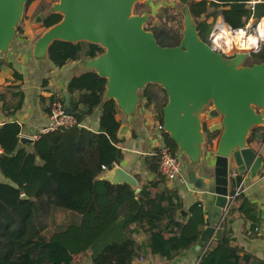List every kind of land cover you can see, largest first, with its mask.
<instances>
[{
    "label": "trees",
    "instance_id": "1",
    "mask_svg": "<svg viewBox=\"0 0 264 264\" xmlns=\"http://www.w3.org/2000/svg\"><path fill=\"white\" fill-rule=\"evenodd\" d=\"M33 1L27 0L25 8ZM208 8L204 18L194 15L199 37L207 43L218 17L226 26L242 28L249 19L255 23L264 16V0L256 2L252 9L244 1H209ZM61 18L60 13L51 12L41 24L48 28ZM144 29L151 31L161 46L178 45L182 30L177 7H163L159 15L145 23ZM218 34L217 39L226 37ZM249 36L256 47L258 34ZM103 51L99 44L88 41L55 40L48 47V59L61 67L81 57L94 58ZM261 62L264 43L250 52L244 64ZM6 65L12 67L10 63ZM14 76L22 78L16 71ZM105 84L106 78L86 70L72 75L64 86L77 123L98 112L97 130L76 125L47 132L34 141V149L29 152L18 147L21 127L16 121L0 124V174L6 179L0 181V264H82L84 256L91 264H133V260L148 253L170 262L196 244L207 224L202 203L194 201L187 206L186 221L177 219L184 204L178 187L169 188L159 171L158 146L144 158L146 173L152 177L143 180L140 173L132 174L139 192L127 183H112L102 177L124 159L119 148L122 140L116 137L120 125L115 118L116 103L113 99L103 100ZM152 88L158 91L157 97ZM7 91L8 87L0 90V102L3 101L2 109L12 107L11 114L23 104V93L12 91L8 101ZM59 97H47L48 114L50 104ZM140 98L144 108H153L155 120L162 127L165 90L147 84ZM59 99L64 102V96ZM204 130L210 137L220 133H210L206 127ZM253 138L252 133L250 139ZM160 140L175 154L177 145L168 133L161 131ZM232 204L220 223V238L198 256L196 264H264V257L240 246L229 228L232 214L238 210L250 222V235L254 236L260 219L253 205L242 194L236 195ZM136 234L146 235L145 242L138 243L133 237Z\"/></svg>",
    "mask_w": 264,
    "mask_h": 264
},
{
    "label": "water",
    "instance_id": "2",
    "mask_svg": "<svg viewBox=\"0 0 264 264\" xmlns=\"http://www.w3.org/2000/svg\"><path fill=\"white\" fill-rule=\"evenodd\" d=\"M26 1L0 0V52L12 44ZM145 1L59 0L53 10H46L36 18L41 21L51 12L62 15L58 23L38 37L34 54L48 57V47L55 40L99 44L104 51L84 60L89 62L88 68L106 78L103 100L113 99L126 116L137 112L139 92L147 84L162 87L167 95L162 108V131L176 143L175 154L182 163L184 156L192 165L201 162L206 119L219 118L206 128L210 133L220 131V136L210 173L204 167L202 171L212 182L218 205L224 208L234 178L232 172L257 180L263 168V159L249 145L248 138L262 122L264 62L245 65L250 55L246 52L224 58L199 37L194 18L187 9L179 44L159 45L152 32L144 29L146 12L131 15L133 4ZM64 111L73 114L68 93L64 94ZM253 135L259 139V133ZM116 137L122 141L131 139L132 126L120 124ZM109 174L105 178L110 182L127 183L135 187L136 193L140 191L135 177L122 167L115 166ZM188 181L189 188L205 187L203 177H196L194 171L188 174ZM221 233L219 225L205 226L195 248H201L203 253ZM257 250L264 255L263 239L249 241L248 251Z\"/></svg>",
    "mask_w": 264,
    "mask_h": 264
},
{
    "label": "crops",
    "instance_id": "3",
    "mask_svg": "<svg viewBox=\"0 0 264 264\" xmlns=\"http://www.w3.org/2000/svg\"><path fill=\"white\" fill-rule=\"evenodd\" d=\"M195 0H187L186 2H181V0H147V10L145 11L148 15V18L154 17L161 13V9L165 6H175L179 11V18L181 22V30L183 29L184 21V12L187 9L190 15L194 18L191 9L192 4ZM206 3L208 8L209 1H216L218 3H232L236 1H244L249 7L247 1L249 0H202ZM260 1V0H258ZM143 3V2H142ZM209 9V8H208ZM205 12H199L200 18H204ZM264 17V16H263ZM262 17V18H263ZM261 18V19H262ZM255 26V33L258 23ZM217 20L222 21L221 17H218ZM211 21V20H209ZM254 19L252 22L254 23ZM224 23V22H223ZM19 25L20 30H16L14 40L12 44L8 47L7 50L0 52V90L4 91L8 87V101L11 99V92L16 93L18 91L23 93V104L13 113L9 114L12 111V107L2 109L3 101L0 102V124L8 121H16L20 127L21 131L18 135L27 140L20 141L18 139V147H24L27 151L32 152L34 147V137L41 127L46 125L49 120V114L45 110L48 107L47 97L50 95L55 96H64V86L68 79L79 72L91 70L87 67L88 61L84 60V57H81L78 60L68 62L67 64L56 67L48 59L47 55L45 57H37L34 54V44L37 41L38 37L46 30L40 22V28H34V26L25 20L20 21ZM225 24V23H224ZM254 33V34H255ZM252 40L250 36L242 41L237 43V45L246 49L254 48V44L251 43ZM263 41V40H262ZM242 49V48H241ZM10 63L12 67L6 65ZM20 74L22 78L17 79L14 76V72ZM43 79L46 80L45 84H42ZM142 92L140 90L139 94ZM42 96L45 98L42 101L39 97ZM59 97V98H60ZM16 101L15 98H13ZM139 105H142V112H136L134 116H126L119 108H117V113L115 118L120 122V124H128L133 128V135L129 140L122 141L119 143V148L121 149L124 159L115 166H120L126 171L133 174L138 172L141 175V178L150 179L152 176L149 173H146L144 158L152 153L153 148L159 146L163 142L160 140V133L162 127L158 122L155 121L153 115V108L143 107V100H139ZM99 110V109H98ZM262 113V122L249 133V145L253 149L259 151V155L263 159V168H264V108L261 110ZM98 114V112H97ZM93 114L91 117L87 118L85 122H82V126L97 130L96 116ZM219 121V118L216 119H206V128L214 123ZM151 130L154 133L151 134ZM259 133V139L253 138L250 139L252 133ZM218 136L210 137L207 132L205 134V142L203 143L204 153L201 156V162L199 164L192 165V162L184 156V161L182 163V173L186 179L185 184L172 183L167 181V186L169 188L174 187L175 185L179 189V193L182 197L184 207L178 210L176 217L179 221H186L189 217L187 211V206H189L194 201H200L203 207L204 219L207 221L206 226L209 225H219L222 221L223 208L220 207L217 203L216 196L213 193V185L211 180L207 175L202 171V168H206V171L210 173L213 162H214V152L217 146ZM31 140V141H30ZM53 159L49 155V163H52ZM232 165V164H231ZM263 168L259 172V178L253 180L248 175L241 176L235 172V176L232 179V183L229 186V194H242L245 196L250 203L253 205L254 211L256 212L257 217L260 219V222L257 224V229L255 235H248L247 232L251 230V224L245 219L243 214L238 210L234 211L232 214V222L229 224V228L232 231L233 237H235L237 243L244 247L248 251L249 241L254 239H263L264 240V175ZM107 171L103 174V178L110 175L111 172ZM194 171L196 177H203L205 182L204 189H198L196 187H188V174ZM6 180L0 174V181ZM233 205V204H232ZM236 204H234L235 206ZM134 239L138 243H144L146 240V235L136 234L133 235ZM212 243V242H211ZM210 243V244H211ZM196 245V244H195ZM195 245L183 251L180 255L175 257L172 261H165L164 257L159 256L158 254H145L141 258L143 261H139V257L133 260V264H196L198 256L201 255L202 249H196ZM250 252V251H249ZM257 256L264 257L263 253L260 250L254 251ZM82 264H91L88 256H84Z\"/></svg>",
    "mask_w": 264,
    "mask_h": 264
},
{
    "label": "built area",
    "instance_id": "4",
    "mask_svg": "<svg viewBox=\"0 0 264 264\" xmlns=\"http://www.w3.org/2000/svg\"><path fill=\"white\" fill-rule=\"evenodd\" d=\"M257 1L258 0L247 1V3L249 5V7L252 9L253 5ZM220 23H222V25L224 26V28L226 30V32H224L226 37H219V39H217L218 38L217 33H219L221 35V32H219V29H221V27H219ZM251 23H252V18L249 19L248 23L242 28H231L229 26H226L222 21L216 20L213 27H212V30L209 34V45L214 50L218 51L217 45H218L219 41H224L225 39L231 38L235 47H238L240 49L241 48L246 49V48H243L242 45L238 46L237 43H241L242 41L244 42V40L246 41L248 36L251 34L254 35L255 31L253 33L251 32ZM257 28H258V25H257ZM241 34H242V36H241ZM242 37H243V39L240 40ZM262 40L263 39H260L257 46L252 48V49H258L260 41H262ZM76 125L82 126V123L78 124L75 117L73 116V114L65 113L64 102L58 98V99L53 100V102L50 104V112H49L48 122L46 123V125H44L43 127H41L39 129V131L36 133V135L34 137L36 139H38L41 134H45L47 132H51V131H54L57 129H67V128H70V127H73ZM158 148H159V151H158L159 171H160L161 175L168 182L185 184L186 179L182 173V160H181V158L177 154H172L169 147L164 145L163 143L160 144L158 146ZM1 152H2V149L0 147V153ZM262 171H263V175H264V168ZM232 173L235 176L236 173L235 172H232ZM236 195H237V192L227 196V203H226V206L223 208L222 219L226 215V213L228 212V210H229L230 206L232 205ZM247 234L250 235L251 234L250 231H248ZM138 260L141 262L143 261V259L141 257H139Z\"/></svg>",
    "mask_w": 264,
    "mask_h": 264
},
{
    "label": "rangeland",
    "instance_id": "5",
    "mask_svg": "<svg viewBox=\"0 0 264 264\" xmlns=\"http://www.w3.org/2000/svg\"><path fill=\"white\" fill-rule=\"evenodd\" d=\"M193 2L194 3L192 4V9H191L193 16L197 15V13H199V12H206L208 10L207 5L204 1L195 0ZM58 3H59V0H34L33 2H31L27 6V8H24V10L22 12V20H25L26 22L32 24L34 26V28H36V29L40 28V25H41L40 22L41 21H36V18L38 17V15L40 13H44L46 10H53L54 7H56V5ZM146 10H147V4L145 2H143V3L135 2L131 8V15H140V14L144 13ZM148 20H149V18L147 19V21ZM256 24H257V22L251 23V32L252 33L254 32V28H255ZM19 25L21 27L22 24L16 25L15 29L18 28ZM262 43H264V40L260 41L259 47ZM259 47H258V49H259ZM258 49H249L248 50V49H240L238 47H235L231 38L225 39L224 41H219V43L217 45V50L222 53L224 58H227V59L233 57L237 52H246V53L250 54V52H255ZM151 90H154L152 92V94L157 97L158 91L156 89H153V88ZM141 107H142V105H139V107H137L138 112L143 111V109H141ZM153 115L155 118L154 110H153ZM151 131H152L151 134L154 133L153 130H151ZM0 253H2L1 247H0Z\"/></svg>",
    "mask_w": 264,
    "mask_h": 264
},
{
    "label": "bare ground",
    "instance_id": "6",
    "mask_svg": "<svg viewBox=\"0 0 264 264\" xmlns=\"http://www.w3.org/2000/svg\"><path fill=\"white\" fill-rule=\"evenodd\" d=\"M222 26H223L222 24H219V27H221L220 32H221V34L225 35L224 32H226V30H225L224 26L223 27ZM256 33L258 34V37L260 39H264V36H262V33H264V17L261 19V21L258 25V29H256ZM242 39H243V37L240 40H242Z\"/></svg>",
    "mask_w": 264,
    "mask_h": 264
},
{
    "label": "clouds",
    "instance_id": "7",
    "mask_svg": "<svg viewBox=\"0 0 264 264\" xmlns=\"http://www.w3.org/2000/svg\"><path fill=\"white\" fill-rule=\"evenodd\" d=\"M262 36H264V33H262ZM250 41H251L252 44H255V40H250Z\"/></svg>",
    "mask_w": 264,
    "mask_h": 264
},
{
    "label": "flooded vegetation",
    "instance_id": "8",
    "mask_svg": "<svg viewBox=\"0 0 264 264\" xmlns=\"http://www.w3.org/2000/svg\"><path fill=\"white\" fill-rule=\"evenodd\" d=\"M205 126H206V122H205V124H204Z\"/></svg>",
    "mask_w": 264,
    "mask_h": 264
}]
</instances>
